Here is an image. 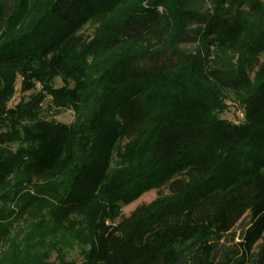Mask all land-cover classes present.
<instances>
[{"label":"trees","instance_id":"trees-1","mask_svg":"<svg viewBox=\"0 0 264 264\" xmlns=\"http://www.w3.org/2000/svg\"><path fill=\"white\" fill-rule=\"evenodd\" d=\"M0 264H264V0H0Z\"/></svg>","mask_w":264,"mask_h":264},{"label":"rangeland","instance_id":"rangeland-1","mask_svg":"<svg viewBox=\"0 0 264 264\" xmlns=\"http://www.w3.org/2000/svg\"><path fill=\"white\" fill-rule=\"evenodd\" d=\"M207 8H209V6H207ZM184 47L187 50H191V48H192L191 45H188V44L185 45ZM56 84L61 85V82L59 80H57ZM15 88H16V93H15L14 97L12 98V100L9 103L10 106L15 105L22 98L27 100L28 99V95L31 94V93L22 94L20 92V83H19V81H17ZM45 117H47L48 119L56 120V121L64 123V124H70L73 121V113L70 110H65V111L61 112L59 115H56V116L52 115L51 113H46ZM224 117L232 120L233 119L232 112L224 115ZM155 197H156V192L154 190H151V191L145 193L144 195H142L139 199H137L133 203L125 206L123 208V210H122V213L127 215L130 212H132L137 206H139V205H141L143 203H149ZM240 229H241V226H239L235 230L236 237H238Z\"/></svg>","mask_w":264,"mask_h":264}]
</instances>
